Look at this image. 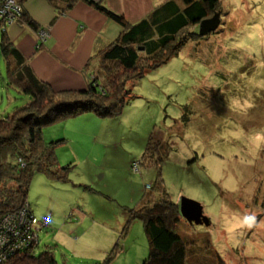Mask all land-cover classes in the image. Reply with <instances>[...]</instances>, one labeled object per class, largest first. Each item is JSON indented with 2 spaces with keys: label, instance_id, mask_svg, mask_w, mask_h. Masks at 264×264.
<instances>
[{
  "label": "rangeland",
  "instance_id": "1",
  "mask_svg": "<svg viewBox=\"0 0 264 264\" xmlns=\"http://www.w3.org/2000/svg\"><path fill=\"white\" fill-rule=\"evenodd\" d=\"M217 10L213 32L192 34L198 28L190 26L192 40L178 55L125 83L124 98H133L120 115L85 111L42 127L46 143L64 139L53 151L69 169L65 180L44 172L30 180L28 209L46 218L34 254L50 250L56 264H95L114 250L111 264H141L148 255L143 224L127 220L164 194L160 182L156 188L158 166L140 160L152 137L157 144L148 149L153 161L163 157L168 197L200 202L210 220L180 219L181 235L196 244L192 264H212L213 254L226 264H264V0H221ZM116 73L99 59L88 66V82L105 88ZM29 101L8 77L0 49V118ZM27 210L1 217H27Z\"/></svg>",
  "mask_w": 264,
  "mask_h": 264
},
{
  "label": "trees",
  "instance_id": "2",
  "mask_svg": "<svg viewBox=\"0 0 264 264\" xmlns=\"http://www.w3.org/2000/svg\"><path fill=\"white\" fill-rule=\"evenodd\" d=\"M25 1L17 0L21 6V16L18 19L36 30L37 23L24 11ZM48 1L55 10L64 12L75 0ZM82 1L121 24L116 39L99 52V59L104 63V68L109 71L113 68L121 70L119 75L116 73L114 77H107L105 82L109 85L105 88L99 89L98 82L93 79L83 90L56 94L33 74L7 36L6 29L10 24L0 18L2 26L0 49L6 61L8 77L21 92L30 96V101L25 105L16 107L11 113L0 118V217L3 213L20 207L25 210L29 208L26 204V195L34 173L44 172L50 177L65 180L69 166H59L53 151L54 145L64 139L59 138L46 143L42 137L43 126L85 111L94 112L102 117L120 115L123 107L133 98V96L124 98V94L130 93V88H125V83L134 82L147 71L178 55L182 46L192 40L188 36L189 27L196 25L198 28L201 20L211 17L218 11L217 6L221 2L194 0L186 7L179 8L171 0L159 6L149 17L131 24L126 23L121 15L109 10L100 0ZM197 32L198 29L192 34ZM151 143H156L152 137L140 160L146 165L158 166L156 188L162 185L164 196L152 201L148 199L139 208L130 210L127 223L132 219H138L143 224L148 240V255L141 264H192L191 257L196 244L187 241L178 229L182 216L178 204L165 192L159 174V162L163 157H160L161 160L153 161V152H149L152 148ZM133 163L139 166L137 162ZM27 211L29 217L34 216L30 209ZM37 245L36 241L31 249L22 251L9 264H56L50 250L34 254L33 249ZM113 252L114 250L103 261L95 264H111ZM212 256V264H226L219 254Z\"/></svg>",
  "mask_w": 264,
  "mask_h": 264
},
{
  "label": "crops",
  "instance_id": "3",
  "mask_svg": "<svg viewBox=\"0 0 264 264\" xmlns=\"http://www.w3.org/2000/svg\"><path fill=\"white\" fill-rule=\"evenodd\" d=\"M100 1L132 24L171 0ZM172 1L183 8L194 0ZM23 8L38 28L33 30L17 21L7 27L6 33L36 78L55 91L85 89L88 66L96 63L99 52L116 39L121 24L82 0H75L64 12L55 10L48 0H26ZM42 30L47 33L45 38L39 36Z\"/></svg>",
  "mask_w": 264,
  "mask_h": 264
},
{
  "label": "built area",
  "instance_id": "4",
  "mask_svg": "<svg viewBox=\"0 0 264 264\" xmlns=\"http://www.w3.org/2000/svg\"><path fill=\"white\" fill-rule=\"evenodd\" d=\"M21 14V6L17 0H0V18L11 23ZM42 30L41 32H43ZM43 38V36H41ZM137 164L133 163V169ZM27 217H18L14 213H7L0 217V264H9L13 258L25 252L29 246L37 241V232L46 225V218L40 220L29 213Z\"/></svg>",
  "mask_w": 264,
  "mask_h": 264
},
{
  "label": "water",
  "instance_id": "5",
  "mask_svg": "<svg viewBox=\"0 0 264 264\" xmlns=\"http://www.w3.org/2000/svg\"><path fill=\"white\" fill-rule=\"evenodd\" d=\"M220 24V12L216 11L211 17L204 18L199 22L198 34L205 35L213 32ZM178 208L180 215L188 222L194 224L209 225L210 220L203 212V206L200 202L181 197Z\"/></svg>",
  "mask_w": 264,
  "mask_h": 264
}]
</instances>
